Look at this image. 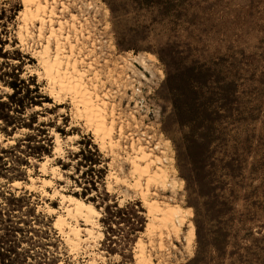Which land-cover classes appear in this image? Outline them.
Wrapping results in <instances>:
<instances>
[{
  "label": "rangeland",
  "instance_id": "374dc122",
  "mask_svg": "<svg viewBox=\"0 0 264 264\" xmlns=\"http://www.w3.org/2000/svg\"><path fill=\"white\" fill-rule=\"evenodd\" d=\"M52 6L55 26L68 20L65 35L120 145L114 155L109 144L101 150L72 97L51 98L33 55L46 43L40 23L30 22L34 36L23 44V0H0V264H137L140 242L152 264H264V0ZM132 140L152 153V172L164 173L141 189L179 207L180 221L152 220L141 189L130 187ZM48 157L65 179L49 172L45 190L83 197L101 213L92 246L72 251L55 224L60 197L27 188L31 176H45ZM115 171L129 186L109 178Z\"/></svg>",
  "mask_w": 264,
  "mask_h": 264
},
{
  "label": "bare ground",
  "instance_id": "6f19581e",
  "mask_svg": "<svg viewBox=\"0 0 264 264\" xmlns=\"http://www.w3.org/2000/svg\"><path fill=\"white\" fill-rule=\"evenodd\" d=\"M23 5L24 9L20 12L22 13L23 23L20 25L18 38L23 44H26L27 37L34 36L30 29L31 26H29L30 22L38 21L40 23L38 37L40 39L46 38V43L42 44L41 49H35L33 55L38 58L39 64L44 69V75L49 81L51 98L58 104H62L64 97L70 95L73 99L72 102L76 106L77 115L83 117L87 121V125L93 129L96 143H99L100 149L106 151L107 144H109L110 151L114 155L115 149H118L120 145V140L115 141L113 138L115 121L113 119V121L108 123L107 102L100 98L99 94H97L98 91L95 92L98 89L96 86L91 87L86 82L87 73L80 69L79 62L75 59V51L78 45L71 40L70 34L65 35V27L68 20H65L66 18L64 20L59 19L57 26L54 25L55 6L49 7V0H23ZM47 27L49 28L48 34L45 33ZM53 42L55 47L52 46ZM67 45L70 48L69 52L67 51ZM137 60L138 63L140 62L148 68L147 58L138 57ZM119 132V135H124L123 126H120ZM75 136L77 137V135ZM75 136L70 135L69 139H73ZM55 141L57 142L55 153L60 154L63 148L62 137L59 133H55ZM128 147L129 145L125 146L126 149ZM130 148L134 150L133 155L135 154V156L132 155L133 157L131 156L127 159L131 165V177L134 179L133 185L130 186L131 188L141 189L142 182L145 179L150 184L152 181L164 176V173L162 176H158L156 172H152V165L155 164V161L151 158L152 153L146 150L147 146L138 145L136 147L133 141L130 144ZM51 160H53L52 157H48L41 162V170L45 176L39 178L31 176V183L27 184V188L34 189L39 186L52 199L60 197L63 213H59L55 224L59 227L61 234L72 251H78L84 248V244L96 241L98 235L96 228L98 227V218L101 213L92 202L87 201L83 197L72 193L67 194L61 189H55L52 194L45 190L46 187L54 183L52 178L47 176L49 172L53 174V177H58L60 180L65 179L59 171L60 166H49ZM109 178L116 179L117 183L129 184V180L119 177L116 171L112 172ZM38 182H40V185H38ZM12 186L20 187L22 182L15 180ZM148 187L149 185L145 189H141V193L144 206L148 209L152 220L162 221L166 224H169V222L174 223L175 220L180 221L182 219L181 209L169 204L163 205L157 199H151ZM109 188H112L111 185H109ZM49 210L56 212L58 209L50 206ZM81 222H83V226ZM99 235L101 237L104 236L103 232H99ZM90 245L92 246V244ZM139 247L137 264H152L142 242L139 243Z\"/></svg>",
  "mask_w": 264,
  "mask_h": 264
}]
</instances>
